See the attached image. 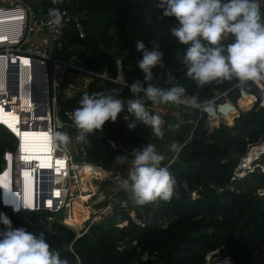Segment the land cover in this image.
I'll use <instances>...</instances> for the list:
<instances>
[{
    "label": "trees",
    "instance_id": "1",
    "mask_svg": "<svg viewBox=\"0 0 264 264\" xmlns=\"http://www.w3.org/2000/svg\"><path fill=\"white\" fill-rule=\"evenodd\" d=\"M25 1L36 2L40 11L48 15L50 9H70L80 14L83 36L78 38L68 24L64 47L76 46L82 65L92 72L105 69L114 77L118 61L127 85L139 81L144 87L151 84L165 90L181 86L185 96L196 97L198 103L224 91L232 100L236 97V90L232 89L240 83L236 79L198 87L186 75L183 61L189 45L180 44L171 36V29L178 22L174 17H162V9L156 8L159 0H59L55 4L52 0ZM152 40L160 45L163 66L153 67L152 79L145 81V74L138 67L141 53L135 49V42L142 41L150 48ZM231 42V37L222 40L225 46ZM202 43L207 46L206 41ZM240 85L256 92L248 81ZM113 89L120 90L118 98L133 96L127 86L97 78L70 96L59 94L60 118L62 111H73L79 106L83 94ZM181 109H190L193 127L186 139L176 130L178 145L174 157L167 164L161 163L177 182L168 201L158 198L139 205L121 187L120 181L128 177L125 160L133 159L134 149L150 143L145 132L125 129L132 122L131 117L124 120L129 115L125 109L115 122L106 121L100 130L87 134V160L118 175L111 184L115 190L109 201L111 212L92 221L78 237L57 221L35 235L43 232L51 249L58 251L68 264H204L206 255L213 251H219L231 264H264V172L254 169L241 179L229 180L246 146L264 136V105L240 112L231 125L219 123L211 129L195 108ZM135 127L148 129L142 123ZM13 143L14 138L0 127V154ZM0 213L13 224L28 226L44 216L39 212L10 214L1 207Z\"/></svg>",
    "mask_w": 264,
    "mask_h": 264
},
{
    "label": "built area",
    "instance_id": "2",
    "mask_svg": "<svg viewBox=\"0 0 264 264\" xmlns=\"http://www.w3.org/2000/svg\"><path fill=\"white\" fill-rule=\"evenodd\" d=\"M256 2L260 6L262 17H264V0H256ZM79 16L80 14H74L70 9L62 10L60 11L61 22L57 25L51 22L53 17L42 13L40 9L33 8L25 0H0V20L10 19L0 21V111L14 115V126L18 132L16 133L6 124L0 122V127L14 138L13 145L5 147L0 154V207L10 214L20 212L43 213L44 216L36 218L31 226L25 223L13 224L11 222L13 228L24 227L33 234L53 221L71 229V225L65 221L64 211L69 208V202L74 197L73 188L77 184L74 165L87 162L101 169L87 160V134L85 140L78 139L79 130L76 129L71 119L73 111H62V119L60 118L57 97L61 93L64 96H70L74 93L71 91L72 85L69 82L73 75H82L88 81L97 78L101 81L108 80L126 86L120 79L121 71L118 61H115L116 74L114 77H110L105 69L101 72H92L85 68L77 55L76 46L64 47V29L68 24L75 30L78 38L83 36ZM21 59H25L26 62H21ZM41 68L45 81L44 101L35 95L36 91H34L35 94L32 92V77ZM248 82L255 87L256 92H250L240 83H235L232 88L236 90L234 100L227 96L228 91H224L215 93L211 99L198 103L199 107L195 109L198 111V115L204 116L205 126L209 127V121L215 118L218 119V122H232L242 111L263 107L264 79L249 80ZM63 84L66 85L63 86ZM86 85L83 87L85 88ZM65 87L71 92L66 93L63 90ZM139 96L144 98L143 92ZM135 98L137 97L124 96L120 99L127 103V101ZM153 104L155 103L145 100L147 109H152L150 106ZM179 105L187 106L185 104ZM211 127L213 126L211 125ZM68 129H71L72 132H68ZM30 130L45 131L50 139L49 167L45 169L47 172L44 171V168L35 169V166H30V163L25 161L22 156L24 151L19 146L21 134ZM57 132L70 133V143L67 145L59 144L56 137ZM263 145L264 136L257 142L246 146L245 153L238 159L231 171L230 181L241 179L254 169L264 172ZM61 160L63 161L62 167L59 166ZM54 165L58 166L60 172H53ZM5 171H7L6 180L2 178ZM93 177L95 178H92L93 180L100 179H96V175ZM25 180L27 181L26 186ZM3 185L8 190L4 189ZM29 185L34 199L33 207H26V209L21 205L18 208L19 211H14L10 204L3 203V190L6 194L18 195L23 201L29 192ZM71 186L73 187L70 188ZM53 187L58 190L57 197H54L55 195L52 193ZM111 193L108 195L106 205L111 200ZM82 194L88 196L84 205L91 212L93 206L97 204L93 199L95 193L86 191ZM46 198L52 200V205H46ZM39 201V207H37ZM88 225L81 232L76 233V237L80 236ZM3 229L4 226L0 224V230Z\"/></svg>",
    "mask_w": 264,
    "mask_h": 264
},
{
    "label": "clouds",
    "instance_id": "3",
    "mask_svg": "<svg viewBox=\"0 0 264 264\" xmlns=\"http://www.w3.org/2000/svg\"><path fill=\"white\" fill-rule=\"evenodd\" d=\"M58 3L59 0H52ZM156 8L162 9V17H174L178 26L171 29V36L183 45H189L184 55L186 75L198 87L212 81L264 79V17L256 0H159ZM52 23L61 22L58 9H50ZM159 18V17H158ZM231 37L226 46L222 40ZM207 42V46L202 43ZM146 47L142 41L135 42V49L141 53L138 67L145 74V81L152 79V68L162 65L163 53L157 41L149 42ZM123 81L122 72L119 74ZM133 96L125 103L119 97V89L111 92L83 94L79 106L71 114V119L79 130L78 139L83 141L86 134L100 130L106 121L115 122L118 115L126 111L132 118L129 129L142 123L151 127L157 137H162L164 121L159 115L146 110L145 100L153 103L185 104L198 108L196 97H186L185 89L172 86L161 89L148 84L144 87L139 81L127 85ZM143 92L144 98L139 94ZM56 137L65 145L70 143L66 132H57ZM172 150H177L172 145ZM132 166L128 177L120 181L121 187L131 193L136 204L162 199L168 201L174 194L176 180L167 167H162L164 156L156 151L154 144H146L140 150H133ZM26 208V207H24ZM27 209V208H26ZM19 211V209H13ZM0 264H68L61 259L58 251L52 250L45 234L35 235L26 228H13L11 220L0 213Z\"/></svg>",
    "mask_w": 264,
    "mask_h": 264
},
{
    "label": "rangeland",
    "instance_id": "4",
    "mask_svg": "<svg viewBox=\"0 0 264 264\" xmlns=\"http://www.w3.org/2000/svg\"><path fill=\"white\" fill-rule=\"evenodd\" d=\"M27 2V1H26ZM28 3V2H27ZM36 2L29 1V5L32 6L33 8H37L38 4H35ZM110 42V39H109ZM111 50L108 51L109 55L112 56ZM115 50V48H114ZM72 85L71 87V91H81L83 90V85H86L88 82V79L82 75H73L71 76V81H69ZM66 93H70L71 91L65 87L63 89ZM150 107H152V109H147V111H149L150 114L152 115H159L162 120L164 121L163 125H162V130L164 132V135L162 137H157L153 131L151 130V127L148 126V129L145 128H140L138 129L137 127H134L132 129H129L128 124L125 125V129L129 130V131H134V132H138L140 134H143V132H145L147 134V137L150 141L151 144L155 145L156 151L164 156V160L162 161V163H166L168 161L171 160V158L174 157V154L176 152V150H172V145H175L177 147L178 143H176L175 139V133L176 130L180 131L181 136L188 138V136L190 135L191 129L193 127V121H192V113L190 111V109H181V107H183L182 105H175V104H171V103H155L153 105H151ZM188 107V106H185ZM183 119H187L183 120ZM219 123H223L226 125H230L232 122H217L216 125H212L217 126ZM205 125H206V121H205ZM209 129H211V124L209 123ZM84 164H77V166H74L75 171H80L82 169H84L85 167H87L90 171L94 172V175L97 176L96 179L98 180H93L95 179L93 176H88L86 178V191H92L95 193V195L93 196V199H95V204L93 207V213L88 214V220L85 219L81 225L80 224H74L71 222V220L69 219L70 225L72 226V230L75 233H79L81 232L86 225H88L91 221H96L99 220L103 215H107L111 212V206L110 204H107L108 201V195L109 193H111L113 191V189L111 187H113L111 184L113 182V179H116L118 177V175L113 174L112 172H110L109 170H104L102 169L100 166V168L102 170H104L105 172L103 173V171L101 169L96 168L95 166L87 163V162H83ZM125 165L127 166V171L129 172V169L132 166V159H126L125 160ZM79 166V167H78ZM97 166V165H96ZM96 173V174H95ZM93 178V179H92ZM105 181H108L107 184H104ZM75 188H73V196H77L79 191V188L77 187V184L74 186ZM78 188V189H77ZM76 189V190H75ZM77 194V195H76ZM263 194V192L261 193ZM88 196H84V198L86 199ZM105 203V204H103ZM106 205L105 209H103V207ZM69 209V208H68ZM68 209L64 211L65 214V219L67 220L69 213H68ZM88 209V208H87ZM90 211V210H89ZM130 215L133 217V214L130 213ZM215 255L211 256V254H207L205 257V262L204 264H231V262L229 261L228 258H222L219 254V251H215Z\"/></svg>",
    "mask_w": 264,
    "mask_h": 264
},
{
    "label": "bare ground",
    "instance_id": "5",
    "mask_svg": "<svg viewBox=\"0 0 264 264\" xmlns=\"http://www.w3.org/2000/svg\"><path fill=\"white\" fill-rule=\"evenodd\" d=\"M3 20H10V19L4 18L0 21H3ZM8 22H11V21H8ZM20 61L23 63L26 62L25 59H21ZM14 119L15 117L12 113L0 111V122L6 124L13 131H16L15 126H14V121H13ZM217 122H218V119L216 118L213 119L212 121H209L211 125H216ZM16 133L18 132L16 131ZM21 136L22 137H21L19 146L24 151L22 156L25 159V161L29 162L30 166H35V169L44 168V171L47 172V170L45 169L49 167V160H50V157L48 155L50 139L47 133L45 131H40V130H30V131L23 132ZM62 165H63V161L61 160V163L59 164V166L62 167ZM74 166H77V165H74ZM52 169H53V172L55 173L60 172V170H58V166L54 165ZM6 173L7 171H5L2 175V178L4 180H6ZM93 175H94V172L90 171L87 167H85L84 169L80 171H76V183H77V187L79 188L80 192L77 196L73 197L69 202V209H68L69 216L67 220H65L66 223H68L70 219L72 223L76 225L77 224L81 225V223L85 219L88 218V214L93 213V211L90 212L89 209H87V207L84 205L85 198L82 194V192H86V187H88L86 186L87 184L85 183L86 178L88 176H93ZM24 183L26 186L27 181L25 180ZM72 187L73 186H71L70 188ZM3 188L8 190L6 186L4 185H3ZM52 193L53 195H55L54 197H57L58 190L55 187H53ZM2 201L5 204H10L13 207V209L14 208L18 209L20 208L21 205H23L24 207H30V208L33 207L34 199L32 197L31 186L29 185V192H27L23 201H21V198L18 197V195L6 194L4 190L2 194ZM39 203L40 201L37 202V207H39ZM45 203L46 205L50 206L52 205V200L50 198H46ZM68 224L70 225V223Z\"/></svg>",
    "mask_w": 264,
    "mask_h": 264
},
{
    "label": "water",
    "instance_id": "6",
    "mask_svg": "<svg viewBox=\"0 0 264 264\" xmlns=\"http://www.w3.org/2000/svg\"><path fill=\"white\" fill-rule=\"evenodd\" d=\"M44 90H45V81H44V77H43V71H42V68H41L32 77V92H33V94H35L34 91H36L35 95H37V97L39 99L44 101V99H43L44 98ZM210 254H211V256H214L216 253H215V251H213ZM219 254H220V252H219Z\"/></svg>",
    "mask_w": 264,
    "mask_h": 264
}]
</instances>
